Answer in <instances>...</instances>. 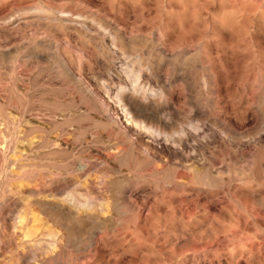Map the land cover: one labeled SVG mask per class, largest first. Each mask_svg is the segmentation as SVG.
I'll return each mask as SVG.
<instances>
[{
  "label": "rangeland",
  "instance_id": "obj_1",
  "mask_svg": "<svg viewBox=\"0 0 264 264\" xmlns=\"http://www.w3.org/2000/svg\"><path fill=\"white\" fill-rule=\"evenodd\" d=\"M120 86L150 104L153 111L138 119L157 123L160 137L125 120ZM82 161L90 166L81 175ZM206 172L211 184H191ZM20 183L70 189L108 206L110 219L77 222L65 207L52 211V199L32 194L35 189L25 188L32 196L24 188L23 195L9 192ZM186 188L195 189L190 197ZM122 190L134 191L130 202L141 210L117 213L116 205L129 203ZM163 191L177 199L159 206L178 231L175 246L189 258L173 260V246L165 242L160 264H264V0H0V264L52 262L46 253L22 257L31 210L66 220L71 256L74 249L86 255L91 231L109 246L138 234L140 220L152 214L148 229L156 237L153 203ZM20 216L27 217L24 224ZM195 222L203 231L192 233Z\"/></svg>",
  "mask_w": 264,
  "mask_h": 264
},
{
  "label": "bare ground",
  "instance_id": "obj_2",
  "mask_svg": "<svg viewBox=\"0 0 264 264\" xmlns=\"http://www.w3.org/2000/svg\"><path fill=\"white\" fill-rule=\"evenodd\" d=\"M145 1V0H144ZM188 4V3H187ZM42 9V8H41ZM40 9V10H41ZM43 11V10H42ZM38 13L40 14V11H38ZM43 13V12H42ZM25 14V13H24ZM66 16H68V15H66ZM71 16V15H70ZM159 17H160V15H159ZM68 18H70V17H68ZM72 18V17H71ZM157 18H158V16H157ZM13 19V18H12ZM63 19H65V18H63ZM118 19H119V16H118ZM121 19V18H120ZM156 18H154V20H155ZM227 19V18H226ZM251 19V18H250ZM56 20V19H55ZM157 20V19H156ZM9 21V20H8ZM104 21V20H103ZM121 21H123L122 19H121ZM237 21V20H236ZM114 22V21H113ZM124 22H126V21H124ZM158 22V21H157ZM162 22V21H161ZM251 22V21H250ZM110 23V22H109ZM116 23V22H115ZM159 23V22H158ZM217 23V22H216ZM9 24V23H8ZM113 24V23H112ZM118 24V23H117ZM121 24V23H120ZM127 24V23H126ZM104 25V24H103ZM105 25H107V23L105 24ZM111 25V24H110ZM114 25V24H113ZM113 25H112V27H113ZM122 25H124V23L122 24ZM155 25V24H154ZM152 26V25H151ZM156 26V25H155ZM157 26H158V24H157ZM105 27H107V26H105ZM119 27V26H118ZM131 27V26H130ZM129 27V28H130ZM69 28V27H68ZM82 28V27H81ZM114 28H115V25H114ZM121 28V27H120ZM150 28V27H149ZM156 28V27H155ZM158 28V27H157ZM160 28H162V30H164L163 29V27H160ZM212 28V27H211ZM72 29V28H71ZM110 29V28H109ZM144 29H146V28H144ZM105 30L107 31V28H105ZM116 30V29H115ZM119 30V29H118ZM120 31H122V30H120ZM108 33L110 32V30L109 31H107ZM107 32H105L106 34H108ZM113 32H115L114 30H113ZM112 32V33H113ZM118 32V31H117ZM103 33V32H102ZM119 33V32H118ZM110 35V34H109ZM116 36V35H115ZM118 36V35H117ZM130 36V35H129ZM191 36V35H190ZM206 38V37H205ZM252 39H253V37H252ZM114 40V39H113ZM115 40H116V38H115ZM114 40V42H116ZM189 41H190V39H188ZM114 42H113V44H114ZM176 42V41H175ZM164 45V44H163ZM162 45V46H163ZM117 47V46H116ZM162 49V48H161ZM212 49V48H211ZM56 51V50H55ZM57 52V51H56ZM203 52V51H202ZM232 53V52H231ZM216 54V53H215ZM123 57V56H122ZM60 58V57H59ZM129 59V58H128ZM208 59V58H207ZM62 64V63H61ZM128 64V63H127ZM127 64H125V65H127ZM129 65V64H128ZM127 65V67H129ZM137 65H139V63L137 64ZM126 67V68H127ZM131 68L132 69H134V67H132L131 66ZM260 68V67H259ZM128 69H130V68H128ZM139 69V68H138ZM216 69V68H215ZM234 69V68H233ZM121 70H122V68H121ZM131 70V69H130ZM220 70V69H219ZM133 71L134 70H131V72H130V74L132 75L133 74ZM135 72V71H134ZM139 72V71H138ZM261 72V71H260ZM123 73V72H122ZM130 74H125L126 76L128 75H130ZM123 75V74H122ZM130 75V76H131ZM139 75V74H138ZM129 76V77H130ZM128 77V78H129ZM222 77V76H221ZM108 78V77H107ZM134 79V78H133ZM130 81L132 80V79H129ZM128 80V81H129ZM133 81V80H132ZM131 81V82H132ZM141 80H136V81H134L133 83H134V85L132 86L133 87V91L134 92H138V83L140 82ZM168 81V80H167ZM111 82V81H110ZM117 82V81H116ZM165 82H166V80H165ZM184 82V81H183ZM222 82V81H221ZM130 83V82H129ZM141 83V82H140ZM119 84V83H118ZM117 84V85H118ZM121 84V83H120ZM124 84V83H123ZM116 85V84H115ZM131 85H132V83H131ZM160 86V85H159ZM106 87V86H105ZM110 87V86H109ZM128 87V86H127ZM248 87V86H247ZM84 88V87H83ZM105 89V88H104ZM108 88H106V90H107ZM84 90V89H83ZM88 90V89H87ZM86 90V91H87ZM110 90V89H109ZM118 91H117V95H116V92L115 91H113L114 93H115V95H116V97L119 99V102H121V103H124V114H125V117L127 118V119H125V120H128V121H130V124H133V123H135V124H137L136 125V127H138V128H141V130H143L144 131V135H146V136H149V137H151V138H158V137H160V134H162V132H163V130L161 129V127L157 124V123H154V124H152V123H148L147 121H139V119L138 118H140L139 116H140V114H144V113H142V112H147V113H149V111H153L152 110V108H150L149 106H150V104H149V106L148 105H145L144 103H142V102H140V101H137L136 99H134V98H132V97H128V92L126 91V88L125 87H122V86H120V87H118V89H117ZM147 90H149V88H147ZM151 90V89H150ZM161 90V89H160ZM152 91V90H151ZM89 91H87V93H88ZM106 92V91H105ZM150 92V91H149ZM153 92V91H152ZM150 93V94H154V93ZM155 92V91H154ZM187 92V91H186ZM104 93V92H103ZM110 91H107L106 92V95H111L112 94V92L110 93ZM169 93V92H168ZM142 94H143V92H142ZM146 95H147V93H145ZM144 94V95H145ZM171 94V93H170ZM133 96V95H132ZM150 96V95H149ZM153 96V95H152ZM155 96L156 95H154V97L153 98H155ZM166 96V95H165ZM172 96V95H171ZM111 97V96H110ZM109 97V98H110ZM112 97H113V95H112ZM111 97V98H112ZM115 97V98H116ZM135 97V96H134ZM144 97H146V96H144ZM144 97H141V98H144ZM116 98V99H117ZM248 98V97H247ZM145 99H147V98H145ZM144 99V100H145ZM141 100H143V99H141ZM150 100V99H149ZM98 101H96V103H97ZM148 102V101H147ZM151 102V101H150ZM154 104V103H153ZM98 105V104H97ZM152 105V104H151ZM155 105V104H154ZM206 105V104H205ZM204 105V106H205ZM210 106H211V104H210ZM107 107V106H106ZM152 107H153V105H152ZM195 107V106H194ZM213 107V106H212ZM94 108H97V107H94ZM204 108V107H203ZM208 108V107H207ZM211 108V107H210ZM216 108V107H215ZM120 109H122V108H120ZM131 109H132V112H137L139 115H137V117H134L135 115H133V113L131 112ZM175 109H177V108H175ZM174 109V110H175ZM205 109H206V107H205ZM101 110V109H100ZM107 110V109H106ZM106 110H104V112L106 111ZM123 110V109H122ZM178 110V109H177ZM177 110H176V112H177ZM198 110V109H197ZM207 110V109H206ZM215 110V109H214ZM108 111V110H107ZM112 111V110H111ZM155 111V110H154ZM179 111V110H178ZM196 111V110H195ZM201 111V110H200ZM199 111V112H200ZM174 112V111H173ZM176 112H174L175 114L174 115H177L176 114ZM203 112H204V110H203ZM211 112H213V111H211ZM112 113V112H111ZM154 113V112H153ZM205 113H207L206 114V116L207 115H209L208 114V112H206L205 111ZM151 114V113H150ZM156 114H157V112H156ZM163 114H164V112H163ZM167 114V113H166ZM103 115V114H102ZM106 115V114H105ZM123 115V114H122ZM154 115V114H153ZM165 115V114H164ZM201 115H204V113L203 114H201ZM201 115H200V117H201ZM210 115H214L213 113L211 114L210 113ZM226 115V114H225ZM128 116H129V118H128ZM148 116V115H147ZM152 116V115H151ZM216 115H214L213 117L212 116H209V118H214ZM124 117V118H125ZM109 118V117H108ZM114 118V117H113ZM168 118V117H167ZM172 118H174L173 116H172ZM208 118V117H207ZM17 119V118H16ZM144 119V118H143ZM18 120V119H17ZM116 120V119H115ZM212 120H214V119H212ZM217 120V119H216ZM127 121V122H128ZM160 124H161V121H158ZM165 123H166V121H165ZM226 123V122H225ZM167 124V123H166ZM199 124V123H198ZM198 124L197 125H195L196 126V128H198ZM32 126V125H31ZM193 125H191V127H192ZM26 128H27V126H25ZM26 128H24L25 130L24 131H26ZM28 128H30V127H28ZM27 128V129H28ZM202 128V127H201ZM29 130H31V129H29ZM195 129H193L192 128V131H194ZM197 130V129H196ZM21 131H23V130H21ZM23 131V132H24ZM181 131H184V130H181ZM199 131V129L197 130V132ZM22 132V133H23ZM165 132V131H164ZM186 132V131H185ZM185 132H181V134H184ZM188 132V131H187ZM186 132V133H187ZM196 132V131H195ZM20 133V132H19ZM18 133V134H19ZM25 133V132H24ZM27 133H28V131H27ZM61 133V132H60ZM165 134V133H164ZM28 135V134H27ZM44 135V134H43ZM142 135V134H141ZM185 136H186V134H184ZM183 135V136H184ZM162 136V135H161ZM164 136V135H163ZM184 136V137H185ZM188 136V135H187ZM186 136V137H187ZM54 137H56V135L54 136ZM57 137H58V135H57ZM20 138V137H19ZM42 138L44 139V136H42ZM165 138H167V136L165 137ZM39 139H40V137H39ZM39 139H37L38 141H39ZM36 140V141H37ZM46 140V139H45ZM45 140H44V142H45ZM49 140V139H48ZM51 140V139H50ZM19 141V140H18ZM41 141V140H40ZM47 141V140H46ZM42 142V141H41ZM41 142H38V145H39V143H41ZM44 142H42V143H44ZM54 141H52V143H53ZM64 142V141H63ZM46 143V142H45ZM52 143L50 144L49 143V141H48V143H46L48 146H49V144L50 145H52ZM29 144H32L31 142H29ZM28 144V145H29ZM34 144V143H33ZM32 144V146H36V144H34L33 145ZM41 145V144H40ZM47 145H44V147H47ZM63 145V144H62ZM53 146V145H52ZM58 146V145H57ZM40 148L41 147H43V146H39ZM43 147V148H44ZM34 148H38V147H34ZM52 148V147H51ZM54 148V147H53ZM58 148V147H57ZM117 148V147H116ZM33 149V148H32ZM50 149V148H49ZM56 149V148H55ZM119 149H121V148H119ZM35 150H37V149H35ZM34 150V151H35ZM52 150V149H51ZM50 150V151H51ZM14 151V150H13ZM120 151V150H119ZM118 151V152H119ZM12 152V151H11ZM28 152V151H27ZM18 153V152H17ZM41 153V152H40ZM122 153V152H121ZM23 154V153H22ZM25 154H26V152H25ZM24 156V155H23ZM27 156V155H26ZM8 157V156H7ZM16 159H17V157H16ZM12 162V161H11ZM20 163V162H19ZM23 163V162H22ZM90 165H88L87 164V162H84V161H82V162H80V164H79V166L77 167L78 169V172H80L79 174H83V173H85V172H87L88 170H89V167ZM15 167V166H14ZM77 170H75V171H77ZM64 171V170H63ZM62 172V171H61ZM15 173V172H14ZM55 174V173H54ZM49 175V174H48ZM198 175V174H197ZM19 177V176H18ZM17 176H16V179H21V177H19L18 178ZM12 178V177H11ZM50 178V177H49ZM48 178V179H49ZM105 178V177H104ZM104 178H103V180H104ZM15 179V180H16ZM51 179H53L52 177H51ZM213 179V178H212ZM38 181V180H37ZM49 181H51V180H49ZM214 181V180H213ZM48 182V181H47ZM67 182V181H66ZM188 182V181H187ZM211 176H210V173L209 172H206L205 174H200V175H198V176H196L195 175V179L194 180H192V182H191V184H211ZM19 183V182H18ZM41 183H43V184H46L45 182H41ZM51 184H52V182H50ZM105 183V182H104ZM158 183H160V182H158ZM157 183V184H158ZM21 185H20V187L18 186H12L13 188H9V192L10 193H14V192H16V194H18V195H20L21 194V192H24L25 194H29V195H31V192L35 189V187H33V186H31L32 188H33V190L31 189V188H28V186L26 185V187L28 188V189H31L32 191L31 192H29L27 189H25L24 188V186L25 185H23L22 183H20ZM54 184V183H53ZM57 184V183H56ZM183 184V183H182ZM189 184V183H188ZM16 185H18V184H16ZM23 185V186H22ZM32 185V184H31ZM41 185V184H40ZM38 186V187H41V186ZM11 186V185H10ZM44 185H42V187H43ZM51 186V185H50ZM63 186H64V183H63ZM37 187V186H36ZM37 187V188H38ZM65 187H67L66 185H65ZM234 187V186H233ZM5 188H7L6 190H8V187H5ZM22 188H24L23 189V191H21L20 192V190H22ZM35 189V191L34 192H32V194H34V195H42L43 197L45 196L46 198H50V199H52L53 201H57L56 203L57 204H53V203H55V202H53L52 200V202L51 201H49V203H47L48 204V206L50 205L51 206V209H52V211H54V210H56V209H59V210H63V211H60V212H64V211H66V210H64L63 208L65 207V209H67V211L68 212H66V213H68L67 215L69 216V215H71V217H74V220H81L82 219V221H83V218L85 219H89V218H91V217H93V218H96V219H104V220H108V219H110L109 218V215H110V213H109V210H108V206H106L105 204H101L100 202V204H95L96 202H93L94 201V199H93V197H90V198H92L93 199V201H88V200H83L82 199V196H79V195H81V194H77V192H75V191H70V189H69V191H67L68 189H63V188H61L60 186H58V185H55V186H52V187H48V188H45V190H38V189ZM196 188V187H195ZM199 188V187H198ZM187 189V188H186ZM191 189V188H190ZM190 189H187V196L189 195V197L191 196V192L192 191H195V189L193 190H190ZM234 189V188H233ZM236 189H239V188H236ZM235 189V190H236ZM25 190V191H24ZM72 190V189H71ZM205 190V189H204ZM221 190V189H220ZM26 191L27 192H29V193H26ZM77 191V190H76ZM215 191V190H214ZM226 191V190H225ZM234 191V190H233ZM237 192H238V190H236ZM250 191V190H249ZM230 192V191H229ZM228 192V193H229ZM247 192V191H246ZM4 193V192H3ZM133 193H134V191L132 192V191H130L129 193H126L124 190H122L121 192H119V195H120V197L121 198H123V199H129V203H128V200H127V203H123V204H127V205H125V207H124V205L122 206V204L120 203L119 205H116V206H118L117 207V213L118 214H120V215H123V216H125V215H128V212L131 210L132 211V208L134 209V204L132 203V202H130V200L132 199V195H133ZM136 193V192H135ZM189 193V194H188ZM191 193V194H190ZM200 193V192H199ZM205 193V192H204ZM209 193V192H208ZM223 193V192H222ZM245 193V192H244ZM194 194V193H193ZM201 195H202V193H200ZM231 194V193H230ZM236 194V193H235ZM18 195H16V196H18ZM21 195H23V194H21ZM207 195V194H206ZM250 195V194H249ZM6 196V195H5ZM32 196V195H31ZM90 196V195H89ZM199 196V195H198ZM208 196V195H207ZM206 196V197H207ZM233 196V195H232ZM239 196H241V194L239 195ZM242 196H243V194H242ZM15 197V196H14ZM35 197V196H34ZM41 197V196H40ZM174 196H169V195H167V193H164V191H163V193L161 192V194H159V195H157L155 198V202L153 203V204H155L156 206L158 205V208H159V210L158 209H155L156 210V212H158L159 213V215L157 214V220H158V222H156L157 224V226L155 225V226H152V227H155V229H156V227H157V231H158V234L156 235V237H152L151 235V232L149 231V229H148V227L149 226H151V224H152V221L153 220H151L152 218V215H154V214H150L151 215V217H145L144 219H141L140 220V224H139V232H138V234H135V235H126V239H121V241L119 240H114L115 242L112 244L111 243V245H109V246H107V245H105V242H104V244L102 243L103 241V238L102 237H99L98 235V232L96 233L95 231H91V232H93V233H91V236H90V238H89V240H88V246H89V248H88V251H86V250H84L83 252L85 253V251H86V255H83V253H82V251H81V253H79V251H78V254H75V249H74V251H73V253H72V256H71V254H70V252L68 251L69 250V248H70V250H71V244H73V239L72 238H70L69 236H68V234L66 233V226L67 225H65L64 224V221H66V220H59L58 222L56 221L55 222V218L53 219V218H50V217H47V216H43V217H40V215L38 214H34V213H32V210L29 212V218H28V224L27 225H25L23 228V234H22V239H23V241H22V246H23V254H22V257L23 256H26V257H28V258H33L32 260H34L35 258H36V256L37 255H39V253H46V254H48L49 256H50V261H52L51 263L49 262V260H47L48 262H49V264H101V262H102V258H103V256H99V255H106V256H104L106 259V261L107 262H104L105 260H104V258H103V262H104V264L105 263H107V264H119L120 262H122V264H135L134 263V261H136V263L137 264H151L150 263V261H149V259H150V257L152 256L151 254H155L156 256L157 255H160V254H162V253H164L165 251H164V243L166 242H168V243H170L172 246H173V254L171 255V256H169V257H171V258H174L173 260H175V258H178V257H181L182 259H183V263H185L186 262V259L187 258H189V257H187V255H185V253H184V250H183V248H181L180 246H179V248H177L176 246H175V244H176V242H177V236L179 235L178 234V231H177V229H173V228H171V226H169V225H172L170 222V224L167 222V220L162 216L164 213H166L165 211V208L164 207H162L163 205L162 204H164V206L168 203V202H170V201H173V203H175L176 201H177V199H174L173 198ZM205 196H204V198H206ZM209 198L211 197V196H208ZM207 197V198H208ZM258 197V196H257ZM9 198V197H8ZM46 198H42V199H46ZM85 198V197H84ZM206 198V199H207ZM236 198V197H235ZM241 198V197H240ZM244 198V197H243ZM242 198V199H243ZM3 199V198H2ZM10 199H11V197H10ZM238 199H239V197H238ZM196 200V199H195ZM211 200H212V198H211ZM249 200V199H248ZM11 201V200H10ZM45 201V200H44ZM132 201V200H131ZM157 201H159V202H157ZM46 202H48V200H46L45 202H44V207H45V205H46ZM93 202V203H92ZM97 202H98V200H97ZM197 202H198V200H197ZM207 202L209 203L210 201H208L207 200ZM59 203V204H58ZM118 204V203H117ZM152 204V203H151ZM150 204V205H151ZM43 205V204H42ZM159 205H162V206H159ZM2 206V205H1ZM47 206V207H48ZM49 206V207H50ZM122 206V207H121ZM152 207V206H151ZM124 208H125V210H124ZM135 208H138V206H136ZM155 208V207H154ZM29 209V208H28ZM138 209H140V207L138 208ZM222 209V208H221ZM141 210V209H140ZM144 210V209H143ZM154 210V209H153ZM158 210V211H157ZM234 210V209H233ZM29 211V210H28ZM58 211V210H57ZM57 211H55V212H57ZM134 211V210H133ZM152 211V210H151ZM177 211V210H176ZM208 211V210H207ZM206 211V212H207ZM39 212H41V211H39ZM60 212H59V215H62V214H60ZM138 212H140V213H142L141 211H139L138 210ZM154 212V211H153ZM177 212H179V211H177ZM204 212V211H203ZM152 213V212H151ZM180 213V212H179ZM221 213V212H220ZM45 215V214H44ZM47 215V214H46ZM65 215V214H64ZM66 215V216H67ZM165 215V214H164ZM23 216H24V214H23ZM27 216V215H26ZM49 216V215H48ZM63 216V215H62ZM61 216V217H62ZM63 217H65V216H63ZM155 217V216H154ZM180 217V216H179ZM238 217V216H237ZM172 218V217H171ZM53 219V220H52ZM68 219V218H67ZM72 219V218H71ZM70 219V220H71ZM92 219V218H91ZM247 219V218H246ZM21 222H23V224H24V221L25 220H27V217H22V216H20V219H19ZM177 220V219H176ZM186 220V219H185ZM68 221V220H67ZM178 221V220H177ZM188 221V220H187ZM237 221H239V220H237ZM20 222V223H21ZM75 222V221H74ZM78 222V221H77ZM193 222V221H192ZM191 222V223H192ZM66 223H68V222H66ZM72 223V222H71ZM70 223V224H71ZM79 223H81L80 221H79ZM78 223V224H79ZM191 223H189V226H190V228L192 229V233H195V232H201V228H196V226H198L197 225V222H195L194 224H191ZM238 223V222H237ZM72 224H74V223H72ZM77 224V225H78ZM184 224V223H183ZM186 224V223H185ZM241 224V223H240ZM153 225V224H152ZM174 226V225H173ZM188 226V225H187ZM68 227H69V224H68ZM75 227V226H74ZM185 227V226H184ZM45 229V231H46V233H45V231H44V237L43 238H40V239H38L37 237H36V233H37V231L39 230V229ZM1 229V228H0ZM226 229V228H225ZM69 230L70 229H68V231L67 232H69ZM187 230V229H186ZM203 231V230H202ZM210 231V230H209ZM74 232V231H73ZM81 232V231H80ZM154 232V231H153ZM180 232V231H179ZM70 233H72V232H70ZM213 233V232H212ZM212 233H210V234H212ZM78 234H79V232H78ZM209 234V235H210ZM159 235V236H158ZM201 235V234H200ZM200 235H199V237H200ZM214 235V234H213ZM213 235H210V237L211 236H213ZM71 236V235H70ZM78 236V235H77ZM101 236V235H100ZM119 236V235H118ZM1 237H2V233L0 232V243H1ZM103 237H104V235H103ZM125 237V236H124ZM170 237H172L170 240L168 239V238H170ZM198 237V238H199ZM203 237V236H202ZM205 237V236H204ZM116 238V237H115ZM151 238H154V239H151ZM178 238H180V236H178ZM3 239V238H2ZM87 239V238H86ZM106 239V238H105ZM112 239H113V237H112ZM120 239V238H119ZM207 239V238H206ZM109 240V239H108ZM169 240V241H168ZM179 240V239H178ZM105 241V240H104ZM107 243H108V241H106ZM76 243V242H75ZM109 244V243H108ZM74 245V244H73ZM72 245V246H73ZM167 245V244H166ZM1 247V246H0ZM87 247V246H86ZM108 248V249H107ZM166 248V247H165ZM2 249V248H1ZM73 254H75V255H73ZM80 254H82V256L80 255ZM244 253L242 252V251H236V255L237 256H242ZM162 256V255H161ZM38 257V256H37ZM187 257V258H186ZM152 258V257H151ZM153 260H155L154 261V263L155 264H160V262H161V259L157 256V257H154V259ZM36 261V260H35ZM168 261H170L171 262V259L170 260H168ZM46 262V261H45ZM47 262V263H48ZM47 263H45V264H47ZM182 263V262H181ZM121 264V263H120Z\"/></svg>",
  "mask_w": 264,
  "mask_h": 264
}]
</instances>
